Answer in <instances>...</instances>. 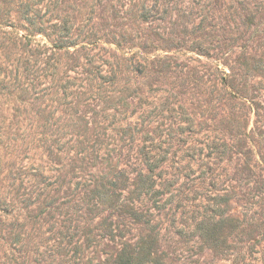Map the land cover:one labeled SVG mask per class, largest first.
<instances>
[{
  "label": "rangeland",
  "instance_id": "rangeland-1",
  "mask_svg": "<svg viewBox=\"0 0 264 264\" xmlns=\"http://www.w3.org/2000/svg\"><path fill=\"white\" fill-rule=\"evenodd\" d=\"M121 256L264 264V0H0V264Z\"/></svg>",
  "mask_w": 264,
  "mask_h": 264
},
{
  "label": "trees",
  "instance_id": "trees-1",
  "mask_svg": "<svg viewBox=\"0 0 264 264\" xmlns=\"http://www.w3.org/2000/svg\"><path fill=\"white\" fill-rule=\"evenodd\" d=\"M104 66V64H103ZM101 68H102V65L99 66V67H96V69L94 71H96V73L98 74V76L96 77V79H104V76L102 75V72H101ZM112 72H113V69L111 68ZM87 73H90V72H87ZM92 73V72H91ZM92 79V78H91ZM95 79V77H93V80ZM149 171H152V168H149ZM96 193L98 192L97 190H95ZM99 193V192H98ZM215 207H217V205H215ZM215 207L212 208V210L210 211L211 213L216 211L214 210ZM203 226V225H201ZM213 227L218 231L219 230V227L217 228L216 225H213ZM119 264H132V259H129V257H126V256H121V258L119 259Z\"/></svg>",
  "mask_w": 264,
  "mask_h": 264
}]
</instances>
